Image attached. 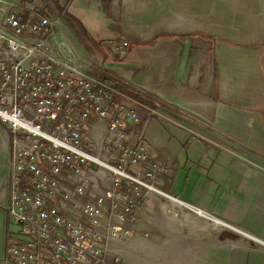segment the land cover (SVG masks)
<instances>
[{"label":"built area","instance_id":"1","mask_svg":"<svg viewBox=\"0 0 264 264\" xmlns=\"http://www.w3.org/2000/svg\"><path fill=\"white\" fill-rule=\"evenodd\" d=\"M68 5L0 0V122L11 149L0 207L16 227L0 264H121L143 200L163 197L152 187L161 190L168 166L135 132L142 118L129 97L93 73Z\"/></svg>","mask_w":264,"mask_h":264},{"label":"rangeland","instance_id":"2","mask_svg":"<svg viewBox=\"0 0 264 264\" xmlns=\"http://www.w3.org/2000/svg\"><path fill=\"white\" fill-rule=\"evenodd\" d=\"M220 1H223L221 5ZM225 1L92 0V9L99 12L107 21L95 25L93 33L84 34L85 37H82L88 38L85 42L76 32L77 27H68L86 56L95 62L93 73L101 79L108 75L118 77L130 89L141 92V97L153 100L156 104L151 105L146 99L140 98L148 102L144 104L146 109L149 108L147 111L158 116L166 126L176 130L183 125L187 131H197L200 134L202 132L206 134L205 136L207 134L228 136L216 123L210 122L208 103L206 105L208 107L205 106L201 111H195L194 107L190 106L195 96H204L205 101L210 100L208 98L210 85L219 75V64L216 63L219 45H225L224 55L232 54L237 48L235 45L229 46L232 42L227 39L221 41L218 37L226 31L225 19L229 17L233 20L237 14L234 12L235 8L236 10L241 8L239 4L236 7L231 4L227 5L228 7L233 5L229 9L225 6ZM42 2L45 3L44 0ZM50 2L59 9L64 8L60 0ZM160 33L187 35L196 33L197 36H189L182 41L163 36L154 45H139L151 41ZM204 34L208 37L210 34L215 38L217 36L218 39H213L212 44L208 37H201ZM93 40L96 41L92 42ZM123 42H128V49L115 59L114 50ZM236 64L228 63L226 68L234 74ZM167 97L176 99L171 101L175 103L172 104L173 109L168 107L171 106L169 102H165L164 98ZM133 99L129 96L128 103L138 108L137 105L140 106L141 103ZM220 104V101L215 104L214 112ZM175 105L176 107H173ZM8 133L6 126L0 122V176L4 182L6 170L8 171L5 166L11 156ZM7 185L10 187L9 183ZM159 200L160 203H155L156 200L150 197L143 200L139 212L140 234L135 235L131 245L124 250L121 264H233L235 242L228 239L220 243L214 238L226 230L231 232V227L217 226L213 221L204 218L197 222L188 220L184 224L173 219L169 210L172 204L168 198L162 197ZM156 204L163 208L166 206L168 211L165 213ZM185 208L183 211L191 213V218H195L196 212ZM238 236L244 240L258 242L257 239L254 240L241 232ZM172 242H175L173 246Z\"/></svg>","mask_w":264,"mask_h":264},{"label":"crops","instance_id":"3","mask_svg":"<svg viewBox=\"0 0 264 264\" xmlns=\"http://www.w3.org/2000/svg\"><path fill=\"white\" fill-rule=\"evenodd\" d=\"M17 1L25 5L43 3L42 0ZM44 1V4L52 3ZM60 1L63 5L69 4L67 13L79 19L90 33L95 25L107 21L92 9V0ZM225 3L226 7L239 4L241 8H235L237 14L233 20L225 19L226 31L218 37L237 48L232 54L224 55L225 45H219L216 58L219 75L210 85V100L195 96L190 106L201 111L208 103L210 122L216 123L228 136H205L202 132L187 131L183 125L175 130L141 106L137 109L142 119L134 128L150 147L153 160L168 166L158 180V187L233 226L231 232L226 230L214 237L220 243L228 239L235 242L233 264H264V0H226ZM209 37L212 44L213 39H218L211 34ZM233 62L237 63L234 74L226 68V64ZM164 99L171 104L169 108L175 104L171 101L176 99ZM218 101L221 104L214 112ZM5 167L8 169V164ZM1 178L0 201L8 203L9 172L6 170L5 182ZM157 206L165 213L168 211L166 206ZM8 217V211L0 207V257L16 228ZM139 232L138 226L136 236ZM240 232L258 242L238 238Z\"/></svg>","mask_w":264,"mask_h":264},{"label":"trees","instance_id":"4","mask_svg":"<svg viewBox=\"0 0 264 264\" xmlns=\"http://www.w3.org/2000/svg\"><path fill=\"white\" fill-rule=\"evenodd\" d=\"M65 17H66V20H67V22L69 23V25L71 27H77L76 32L78 33L79 37L82 38V40L85 42V40L88 39V38L85 39L84 37H85L86 34L87 35L91 34L90 31L87 30V28L84 26V24L79 19H77L76 17L72 16L71 14L69 15L68 13H66ZM82 36H84V37H82ZM163 36H169V37H172L173 39H176L177 41H182L186 37L197 36V34L196 33H189L187 35V34H178V33H174V34H162V33H160L159 35H156L151 41H145V43H143V44H139V43L136 42V44H139V45H154ZM201 37H208V36L204 34ZM208 38L210 39V37H208ZM94 41H96V40H93L92 42H94ZM127 45H128V42H127ZM128 46L126 47L127 49H128ZM114 51H115V53H114L115 54V59L119 58L120 55L123 53L122 51L117 50V49L114 50ZM104 80L109 82L114 88L119 89L122 93H124L128 97L130 96V97H133L135 100H138L143 105L144 104H148V102H150L149 104H151V105H152V103H153V105L156 104L153 100H151L149 98L146 99L144 97H141V94H140L141 92L138 93L134 89H130L129 86L126 83H124L123 81H121L118 77L115 78L112 75H108V76L104 77ZM140 98H144L148 102H145L144 100H141ZM144 107H145V105H144Z\"/></svg>","mask_w":264,"mask_h":264},{"label":"bare ground","instance_id":"5","mask_svg":"<svg viewBox=\"0 0 264 264\" xmlns=\"http://www.w3.org/2000/svg\"><path fill=\"white\" fill-rule=\"evenodd\" d=\"M152 190H154V191H158L162 196H163V198H168V200L171 202V204L173 205H171V207L172 208H170L169 207V210L172 212V213H170L171 215H172V217H173V219H175V220H179V221H181L182 223H184V224H186L187 222H188V220H192V221H198V220H200V218L202 217V219L204 218V219H207L208 221H213L214 223H215V225H217V226H225V225H227V226H229V227H231V228H233V226H231L230 224H228L227 222H224V221H222L221 219H219V218H216V217H214V216H212L211 214H208V213H206L204 210H202V209H200V208H198V207H194V206H192V205H189L187 202H185L184 200H182L181 198L179 199V198H177V197H175V196H173V195H171V194H169V193H167L166 191L164 192V191H161V190H159L158 188H153L152 187ZM153 199L155 200V198L153 197ZM157 201V202H156ZM155 201V203H158L160 200H156ZM160 203V202H159ZM165 207V206H164ZM180 208V210H178V208ZM189 208L190 209V211L192 210V211H194V212H196V216H195V218L194 217H192L191 218V213H185L184 211H183V208ZM177 208V209H176ZM185 208V209H186ZM186 211V210H185ZM175 217V218H174ZM197 217V218H196ZM179 218V219H178ZM203 219V220H204ZM174 220V221H175ZM202 221V220H201ZM219 228V227H218ZM235 228V227H234ZM237 229V228H236Z\"/></svg>","mask_w":264,"mask_h":264},{"label":"water","instance_id":"6","mask_svg":"<svg viewBox=\"0 0 264 264\" xmlns=\"http://www.w3.org/2000/svg\"><path fill=\"white\" fill-rule=\"evenodd\" d=\"M239 231V230H238ZM241 231V230H240ZM241 232H243V231H241Z\"/></svg>","mask_w":264,"mask_h":264}]
</instances>
